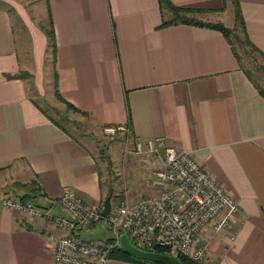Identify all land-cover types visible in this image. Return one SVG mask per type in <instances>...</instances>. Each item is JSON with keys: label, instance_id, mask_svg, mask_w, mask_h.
<instances>
[{"label": "crops", "instance_id": "obj_1", "mask_svg": "<svg viewBox=\"0 0 264 264\" xmlns=\"http://www.w3.org/2000/svg\"><path fill=\"white\" fill-rule=\"evenodd\" d=\"M170 1L196 9L188 15L202 22L223 23L224 12H232L234 28L231 0ZM238 1L247 36L264 53V0ZM31 2L39 15L43 7L47 12L55 53L44 47L46 26L38 28L23 5L0 0V174L9 184L23 179L21 186L46 207L65 188L100 206L115 190L103 183L89 146L29 94L30 85L40 93L45 85L56 98V82L59 95L87 115L73 112L95 129L129 125L135 138L165 137L190 152L239 204L228 228L206 231L208 259L264 264V87L240 67L222 32L182 23L160 27L171 13L158 0ZM123 146L112 148L122 150L124 174L113 193L133 202L156 194L146 181L160 162L125 156ZM6 195L0 194V264H60L55 240L71 232L5 208ZM86 231L75 234L89 240ZM103 264L140 263L109 258Z\"/></svg>", "mask_w": 264, "mask_h": 264}, {"label": "built area", "instance_id": "obj_2", "mask_svg": "<svg viewBox=\"0 0 264 264\" xmlns=\"http://www.w3.org/2000/svg\"><path fill=\"white\" fill-rule=\"evenodd\" d=\"M103 133L122 136L125 156L135 153L160 162L146 181L156 194L136 202L127 194L117 197L107 218L103 207L72 188H65L48 207L13 195H6L2 205L71 232L55 240L54 260L60 264L106 263L111 251L120 246L122 233L143 249L168 248L194 264H214L208 259L205 233L209 228H228L239 211L237 198L190 152L168 144L165 137L135 138L129 125H105ZM103 219L111 241L81 240L75 234L79 228L91 230Z\"/></svg>", "mask_w": 264, "mask_h": 264}, {"label": "rangeland", "instance_id": "obj_3", "mask_svg": "<svg viewBox=\"0 0 264 264\" xmlns=\"http://www.w3.org/2000/svg\"><path fill=\"white\" fill-rule=\"evenodd\" d=\"M31 1L33 0H8V2L16 6L17 8L18 4L23 5V7L27 11L28 16H30L35 22L38 23L35 24L36 26H38V28H43L44 26L47 27L48 21L46 10L43 7V9L41 10V14L39 15L37 11L39 9L33 8L34 2ZM229 17L230 19L233 18V13L226 11L222 16V20L226 26L231 28ZM236 32L240 38H243L242 32L239 28L236 30ZM42 33L43 37L45 38V33ZM46 45L47 44H44V47L47 49ZM234 47L241 57L243 67L245 69H248L251 72L254 80L258 81V83H260V85L264 87V59L259 54L252 51L249 47H242L236 40H234ZM48 55L50 56V52H48ZM43 88L44 89H42V92L40 93L35 88V86L30 85L29 94L38 101V103L45 109V111H47L53 118L58 120L63 126L70 130L76 138L85 142L89 146V148L96 155L97 163L102 173V179L104 181L103 183L105 185H112L113 183V186L115 188L114 191L116 194L120 190L118 182L119 173L124 176L122 168L123 161H121L122 156H119V153L121 154L122 150H120L119 153L118 151L117 153H114V151L112 152V148L123 146V138L120 135H117L115 137L104 135L101 130L95 129L86 120L80 119L73 111L69 110L65 104L57 101L56 98H53L45 85ZM22 180L23 179L18 180V182H16V185L9 184L11 183V180H9V178L7 179L5 175L0 174V194L6 195L9 192L11 193L12 191L16 194H24L25 192H27V188L21 186ZM6 183H8V185H5ZM115 194V198L114 196L112 198L113 204L114 202H116L117 197L122 196V194ZM103 206L104 203L101 204V207ZM83 237H87L89 239H105L110 237V231L108 230L104 221H101L94 228L89 230V232L86 231ZM172 251L174 253L176 252L175 250Z\"/></svg>", "mask_w": 264, "mask_h": 264}, {"label": "trees", "instance_id": "obj_4", "mask_svg": "<svg viewBox=\"0 0 264 264\" xmlns=\"http://www.w3.org/2000/svg\"><path fill=\"white\" fill-rule=\"evenodd\" d=\"M158 3H159V7H160L161 11L166 10V11H169L171 13V17L169 19H163L162 20L160 27L182 23V24H192V25H198V26H205L208 28L216 29V30L222 32V34L228 40L229 44L231 45L232 51L234 52V54L236 55V57L238 59V62L240 63V67H243V64H242V60H241L240 55L238 54V52L236 51V48L234 47V40H236L242 47L243 46L249 47L252 51L256 52L257 54H259L264 59V53L261 52L249 40V38L247 36L245 25H244V20H243V17L241 15V10H240L238 0H231V3L233 5V10H234V18H235L234 28H229L221 22H202V21L196 20V19H194L188 15L190 13L197 11L196 9L177 7L170 0H158ZM238 28L241 30L243 38H240L238 36V34L236 32V30ZM45 34H46L47 40H48V43H47L48 48H49L50 52L52 53V57H53L54 53H55V34H54V29L52 27L51 22H49L48 26L45 28ZM244 72L248 75V77H251L252 74L248 69L244 68ZM25 75H27V73L22 72V73H19L18 76L23 77ZM54 87H55L56 98L61 100L69 110L74 111V112H79L83 115H87L86 112L81 111L75 105L68 102L67 100H65L64 98H62L59 95L57 88H56V82L54 83ZM262 92L264 94V91H262ZM45 112L49 115V117L58 126L62 127L63 130H66L65 126H63L58 120L53 118L47 111H45ZM101 177H102V173H101ZM19 197L23 201H33V202L37 203V199H36L37 195L32 194L31 192H25L24 194H21ZM114 198H115V196H114ZM38 205L42 206L41 204H38ZM43 207H46V206H43ZM102 221H104V219ZM106 240L111 241L112 239H111V237H108V238H106ZM156 251H160V252L168 253V254H174L168 248H156ZM177 256L179 258H181L187 264H194L189 259L185 258L182 255L177 254ZM110 258L123 260V261H131V262L140 263V264H160V263H155V262H151L148 260L138 259L135 256H133L131 253H129L128 251L121 248L120 246H117L115 249H113L111 251Z\"/></svg>", "mask_w": 264, "mask_h": 264}, {"label": "water", "instance_id": "obj_5", "mask_svg": "<svg viewBox=\"0 0 264 264\" xmlns=\"http://www.w3.org/2000/svg\"><path fill=\"white\" fill-rule=\"evenodd\" d=\"M113 188H111L109 196L104 201L102 215L107 218L112 209ZM120 247L131 253L138 259L148 260L160 264H187L178 256L173 254L163 253L160 251L146 250L136 245L127 233H122L120 236Z\"/></svg>", "mask_w": 264, "mask_h": 264}]
</instances>
